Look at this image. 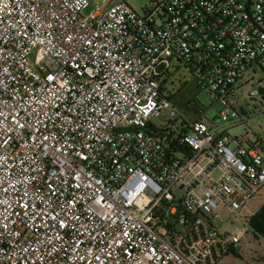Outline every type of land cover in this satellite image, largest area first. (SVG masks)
I'll return each mask as SVG.
<instances>
[{
  "label": "built area",
  "instance_id": "built-area-1",
  "mask_svg": "<svg viewBox=\"0 0 264 264\" xmlns=\"http://www.w3.org/2000/svg\"><path fill=\"white\" fill-rule=\"evenodd\" d=\"M182 67L210 122L165 94ZM255 70L264 0H0V264H223L215 209L264 186V129L219 127Z\"/></svg>",
  "mask_w": 264,
  "mask_h": 264
},
{
  "label": "rangeland",
  "instance_id": "rangeland-1",
  "mask_svg": "<svg viewBox=\"0 0 264 264\" xmlns=\"http://www.w3.org/2000/svg\"><path fill=\"white\" fill-rule=\"evenodd\" d=\"M152 1L126 0V3L135 12L142 14L152 6ZM89 9L90 6L84 11L87 12ZM163 87L172 103L186 116L196 118L198 117L196 113L202 112L207 122H210L214 116H219L222 104L214 100L206 90L197 87L195 79L187 68L182 67L179 71H171ZM251 90H259V94L249 96ZM233 104L239 115L229 121L225 120L228 118L221 117L219 127H228L230 121L233 122L234 125L226 129L230 135L242 133L244 129L255 133L264 129L263 72L255 70V74L247 75L241 82V86L234 92ZM262 204H264V186L260 187L246 202V208L241 212L232 214L222 205L215 209L217 218L214 219V223L220 229L236 232L241 226H245V231L241 234L238 244L222 257L223 264H253L255 258L264 260V238L253 234L244 224V215H251Z\"/></svg>",
  "mask_w": 264,
  "mask_h": 264
},
{
  "label": "trees",
  "instance_id": "trees-1",
  "mask_svg": "<svg viewBox=\"0 0 264 264\" xmlns=\"http://www.w3.org/2000/svg\"><path fill=\"white\" fill-rule=\"evenodd\" d=\"M247 226L253 234L264 238V204L247 218Z\"/></svg>",
  "mask_w": 264,
  "mask_h": 264
}]
</instances>
